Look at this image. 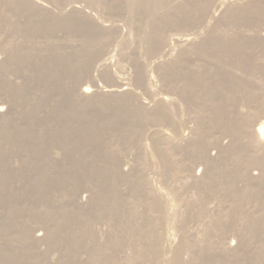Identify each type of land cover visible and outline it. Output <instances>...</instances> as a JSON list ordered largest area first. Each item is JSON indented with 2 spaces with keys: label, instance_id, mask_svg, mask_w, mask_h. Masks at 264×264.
<instances>
[{
  "label": "bare ground",
  "instance_id": "obj_1",
  "mask_svg": "<svg viewBox=\"0 0 264 264\" xmlns=\"http://www.w3.org/2000/svg\"><path fill=\"white\" fill-rule=\"evenodd\" d=\"M43 1H41V0H0V48H1L0 51H2L1 52L2 58H0V138H2V136L3 137H5V136L9 137V139H11L12 137L14 138V134L12 133V130H14V128L19 130V132L17 131V133H20V130L22 131V129H24L23 130V137H22L24 140L30 138L29 133L31 131L28 132L27 130H32V131L38 130L39 131L38 134L36 131V136H35L36 139L42 135L40 132L41 130L46 131V133H45L46 138L52 139L47 134L54 136V138L57 137V139H59V137H67L68 138V136H69L68 134H71V133H67V131L62 130V123L67 121V119H66L67 117L71 118L72 116H75V117L76 116L77 117L82 116L83 117L82 119H84L85 116L87 115L86 107H88L90 109L94 108V107H98V106L104 107L108 103H112V102H114L115 104L121 103L125 107L127 105L128 106H130V105L134 106L135 108H134L133 113H134L135 117L138 119H141L143 122L141 124V126L138 127L137 131L135 132L136 135L133 136L134 140H136V143L138 144V148H139L138 149L139 152L136 155V157H138L137 159H139V161L137 160L138 161V166L136 168L137 170L134 169L136 164H134V167H133V169L135 170V173L132 172V169L131 170H129V169L125 170V167H123V165H122L123 163H121L120 166L117 165L118 166L117 167L118 170H117V169H115L116 167H115L114 161H113L112 167L116 171H119L118 172L119 177H122V176H133V177H135L134 178L135 185H133V186H135L136 189L141 190V193L143 191L144 194L142 193V195L144 196V198L146 200V202H145L146 208L153 207V210H155V211H158L161 208L165 211V214L162 213V214H157L155 216L153 215V218L150 219V223H149L151 228L153 226L160 224V223H163L164 224L163 226H165L164 227L165 232L162 230L164 233V237L161 238V235H160L161 234L160 233L161 227H159L160 228L159 231H157L156 228H153V230L149 229V230H152V234H154L153 235L154 239L153 240L150 239V241H152L151 242L152 244L142 246V245H139L138 243H136L134 241L135 242L134 244L132 243L131 246L128 245V247L130 246L128 248L130 251L127 253L125 252V254L123 256L124 257L123 264H194V262L196 260V255L199 254L198 252L202 249L204 250V247H203L204 245L203 244H202L203 246L201 245L200 239L202 238L204 240L203 243H207V242H205V239L208 240V238H205L206 237L205 236L204 237L205 239H204L203 238V236L205 235L204 234L202 237L200 236L201 238L199 239L198 233L200 232V228L195 227V228H197V229L199 228V229L196 230L194 228L196 231L195 232L196 234L193 235L194 238L190 237V238H193V240L195 241L194 242L195 245L193 244L196 247L195 248L192 245H189L190 243H188L186 241L185 235L184 236L181 235L179 237L178 236L176 237L175 234L172 233V231H171L172 229L171 230L168 229V228H171L175 224L174 220H175L176 213L179 215L178 216L179 218L177 220L179 222V220L182 221V218L185 217L184 213L187 210L182 212L184 217L181 218L180 217V213H181L180 211H182L184 209L179 210V208H178L179 206L178 207H177V205L175 206L172 203L173 201H171V199H170V198H174L173 195L176 193V191L173 192L174 194L172 192H170V193H172V196H173V197H170L168 194L169 192L168 193L165 192V191H167V190H165L166 186L163 189L161 184H160L161 185L160 186L158 182H157L158 185L155 183V180H157V181L163 180V178H164V180L167 181L166 183L169 184L170 188L174 187L172 189H174V190L176 189L177 191L184 192V194H185V192L190 194L192 192L190 190H192L195 187V185H197V187H198V185L202 186L204 183L205 184L206 183L208 184V182L210 183L211 177L213 176L214 167H213V165H210L211 161H209V160H211L212 157L216 158L220 155L224 156L230 152L231 153L233 152L232 154H234V147L235 146L233 147L232 143H234V145H235L236 141H234V142H232V141L235 138H237V137H235V138L233 137L234 134H235V136H237L236 133L234 132L236 130L233 131L234 134L230 131V133H232V136L230 138L228 136H227L228 138L225 136L227 139H231V142H230V140L227 142L223 141L225 138V137L224 138L221 137V136H223V133L219 132L221 134V136H220L221 138L216 136V131L214 132L213 129H215L217 126H215L212 122H209L208 117H207V120H205V118L203 119L204 115H202V117L199 118L198 115L195 114V113H198L197 111L199 109V106H196V105L201 104V101H200V103L197 102L198 104H194L195 105L194 107L195 108L198 107V109L193 108L192 111L194 113L192 111H190L189 113H187V118H184L182 116L183 112L182 113L180 112L181 115L176 116V114H177L176 112L181 108V107L179 108V104L181 102L179 103L177 101L178 98L176 99L175 97H171L172 95L169 96L168 93L166 95H160V96L155 95L157 97L151 98L152 100L150 99L151 100V103H150V100L145 101L143 96H141V93L138 92V90L136 91V89L139 87V88H142L148 94L149 93L151 94V92L155 94V92H153V88L157 85L156 83H158V82L155 81L154 78L157 77V79H158V77H159L160 81H162V83L159 82V84H160L159 86H161V84H163V86L165 88L174 90L175 93L179 92V94L181 93L182 96L184 95L183 97H185V98L187 96H190L191 98H193L195 96L200 95V92L202 93V91L204 92V90H206L208 88L206 86H208L207 82H208L209 78L210 79L212 78V80L213 79L216 80V78H218L220 76L218 74V73H221V72H218V70H220V69L224 70V73H222V74H224V76L226 74L228 79L234 78V77L235 78L241 77L242 74L239 73L235 68L236 67L235 65H237V64H235V65L233 64L235 66L234 67L235 69H234L232 64L225 63L224 61H229L230 59H228V57L232 56L231 54L233 52H235L237 49L240 50L239 49L240 47L245 48L248 46L250 47V45H253V46L258 45L260 47L264 46V23L262 24L261 22H259L263 17L260 16L261 17L260 20L255 19V21H253L255 23L251 27H242L240 25L233 24L237 19H239L243 16L241 14V11L243 10L244 5L247 4L246 3L247 0H241V1H234V0H178L177 2L174 0H165L163 3H159V4L155 3L153 0H87V2L89 1L90 4L93 7H95L96 9L98 7L103 9L104 10V12L102 11L103 14L106 13L109 16V18L105 14L104 15L107 18H104L105 17L104 15H103L104 17L103 16L101 17L102 13L99 14L100 12L99 13L96 11L93 12L91 8L90 9L83 8L84 3L82 5L83 6L82 7V6L75 4L76 2L75 3L72 2V3L67 4V2H65L67 0H65L64 2L67 4V7L65 9H63L62 7L57 9L55 6H59V5L56 4L57 1L55 0L56 1V2H54L55 4L54 3H52V4L55 5L54 8H56V9H52L51 6L49 7L48 5H46V2L44 3ZM46 1L48 4V0H46ZM81 1H83V0H81ZM259 1H261V0H259ZM62 2H63V0H62ZM248 2L250 5V1H248ZM252 2H255V1H252ZM49 3H50V1H49ZM88 5H89V3H88ZM245 6H248V4ZM254 7H253V11L255 10ZM99 8H98V10H99ZM260 8H258V9H260ZM256 11H254V13ZM117 15H122V17L125 19L124 21H126L127 26H128V28H127L128 32H127V30H126V32L128 35H129V32L130 33L133 32L135 35V41L132 40L133 42H130L131 40L129 41L127 34L123 33L124 31H122L123 26H120L118 23H116V21H118V20L121 21L120 17L118 16L119 17L118 18ZM261 15H263V14H261ZM111 16H115L118 19L115 21V19H112ZM190 23H195V25H197L194 30H192V31L190 30L191 31L190 33H188V30H185V32L183 31L185 34H182V35H180L178 33H177L178 35L176 33H173L174 30L176 31V27L178 28L177 32H180L179 28H181V27H178V26H184L185 29L186 28L189 29ZM187 24L189 27H186ZM192 26H194V25H192ZM184 27L181 29L184 30ZM190 29H193V27H191ZM132 39H133V37H132ZM113 47L119 48V49H117L118 51L121 52L120 53L121 56L120 55L119 56L122 57L128 63V65L130 64L131 68L133 69V73L132 74L128 73L129 76L127 75L129 78L126 76V71L124 72L122 70V69H124V66H123V68H121L122 66L120 67L122 74L118 75V74H116L117 72L115 73L114 71H112L113 68L111 69V63H112V65H114L113 64L114 62H112V59H111V58H113L112 57ZM213 49H216V51L214 50V54L212 53ZM261 52H260V54H261ZM146 55L148 57H153L154 59L152 58L153 59L152 61H147L145 59L147 57ZM251 55H253V54H251ZM160 58H162V59H160ZM239 58H240V56L238 57V60H240ZM232 59H233V57H232ZM243 59H244V56H243ZM258 60H260V59H258ZM250 61L251 60H249V62ZM121 63H123V61ZM121 63H118L119 66ZM243 63H245V62H243ZM116 64L114 65L115 68H116ZM215 64L217 66L219 65V67H217ZM153 67H155V70ZM214 67H215V69H216V67H217V69L218 68H220V69H218V70L216 69L217 70L216 71V70H213ZM251 67H253V66H251ZM120 68H116V69H119L117 71L120 72ZM182 68L183 69L185 68L184 69L185 71ZM152 69L154 70V75L156 72L157 76L153 75ZM252 69L250 71H252ZM92 70L93 71L96 70L97 73L99 71L102 77L108 79V81L105 80V82L110 81V83L106 84L105 86H101V84H99V82L93 76L94 74H92L93 73ZM180 70H181V72H183V71L185 72L184 75L190 74V75H192L191 77H193L194 80L196 79L197 82H194L193 84L189 83L190 85H192V87L190 86L191 90H189V89L186 90L185 88L187 86L181 87L183 85V84H181L182 82L179 83V84H181L180 86L179 85L176 86V84H171V81L173 80V82H174L175 81L174 78L177 77L179 74H181ZM19 71H22L23 73H21V72L19 73ZM35 73H37L39 75H44V76H42V77H44V80H42L43 82L40 81L41 82L40 86L37 84L39 82L38 79H37L38 82L36 81L37 83L33 84L31 78L28 77L30 75L32 77L33 76L32 74H35ZM246 73L251 74V72L250 73L246 72ZM61 74H65L64 76H66V78H67L66 83H63L64 81L61 83H59L60 81L57 82V80H59V78H57V76H59ZM72 75L74 76V78H73L74 81L73 82L71 81V83H68V80H71L70 77ZM131 75L133 76V83L131 82L132 81L131 80L132 77L130 78ZM184 75H183V77H184ZM38 76H36V77H38ZM61 76H60V78H61ZM95 76H96V74H95ZM246 76H245V78H246ZM252 76H251V78H252ZM183 77H181V78H183ZM187 77H189V75ZM193 78H190V79H193ZM243 78H244V76H243ZM243 78H241V80ZM64 80L66 81V79H64ZM187 80L188 79H186V81ZM212 80H210L211 82L209 81L208 83L212 84L213 83ZM253 80H255V79H253ZM180 81L181 80H179V82ZM182 81H183V79H182ZM229 81H230V79H229ZM248 81L250 82V80H248ZM187 82H189V81H187ZM55 83L62 86V91L64 93V96L60 95V98H59L57 96V94L55 95V93H54V95H53L52 93H50V91L53 90V88H51V86L52 87L57 86ZM186 83H184V84H186ZM217 83H218V80H217ZM238 83H240V82L238 81ZM132 84L134 85V87H132ZM212 85H211V88L213 89ZM216 85H218V84H216ZM175 86H176L177 90H175ZM218 86H216V89ZM179 87L181 88V90H179ZM209 87H210V85H209ZM220 87H221V82H220ZM168 89H166V90L169 91ZM219 89L221 90L222 88H219ZM208 90L211 91V89H208ZM208 90L205 91V93L207 95L210 93V92L208 93ZM214 90L215 89H213V91ZM223 90L224 89H222V91ZM186 91H187V94H186ZM170 93L171 92L169 91V94ZM205 93L201 94V96L202 95H203V97L206 96ZM144 94H142V95H144ZM164 94H165V92H164ZM171 94H173V93H171ZM215 94H216V92H215ZM220 94H222V93H220ZM145 96H148V95H145ZM152 96H150V97H152ZM4 97L6 100L2 99ZM187 98H186V101H187ZM204 98H206L210 102V106L206 105V106H209V109H212V108L215 109L216 108V107L214 108V106H217L216 103L211 102L212 100H210V99H213L212 97H210V99H208L209 97H207V96ZM179 99H182V98L179 97ZM201 99L203 101V98H201ZM206 99H204V100L206 101ZM195 100H197V99H195ZM198 100H200V99H198ZM63 101H65L66 103L61 104V102H63ZM183 101H182V104L185 103V101L184 102ZM192 101L193 100L191 99V102ZM205 101H204V105L206 104ZM193 103L194 102H192V104ZM195 103H196V101H195ZM3 104H4V106H3ZM21 104H22V106H20ZM23 104H24V106H23ZM201 107H202V105H201ZM236 108H237V110L235 112H237L238 114L236 113L234 116L237 115V118L241 117L242 118L241 120H243V122L241 123L242 127L240 126V128H242V134L240 133L239 137L241 136L240 140L242 141V145L244 142V144L247 147H249L250 154L247 156L248 157V159H247L248 163L255 165L257 160H258L259 154L262 152V150H264V111L257 114L256 116L255 115L250 116V114H249V116H246L248 114L245 113L243 110H241V105L240 106L238 105ZM16 110H19L18 114L15 113ZM216 110H217V108L214 111H216ZM188 111H189V109H188ZM232 112H234V111H232ZM191 113H193V114H191ZM15 114L17 116L19 115L18 117L21 119H19L18 121H15V119H16ZM23 114H25V115L22 116ZM228 114H230V113H228ZM62 115L65 116L66 118L64 117L62 119ZM252 115H253V113H252ZM199 116H201V114ZM220 116H221V114H220ZM226 116H228V115H226ZM23 117H25V118L22 119ZM36 119H39L38 122L36 121L37 123L34 122ZM71 120H73V119L71 118L69 121L66 122V124H69V123L72 124ZM221 120H222V118H221ZM80 121H78V122H80ZM144 121H146V122L147 121H153L152 124L155 125V127L153 129L150 128L151 130H149V131L143 132V129H142V128H144L143 126H149V125L145 124ZM237 121H239V119ZM84 122H86V121H84ZM87 122H89V121H87ZM229 122H231L230 118H229ZM76 123H74L75 124L74 126H73V124L71 125L74 128H70V130H74V129L79 128V127H77ZM81 123L84 124L83 122H81ZM89 123L91 125L92 122H89ZM216 125H218V122ZM36 126H37V128H36ZM87 126H88V124H87ZM231 126L232 125H230L229 127H231ZM90 128H92V127H90ZM63 129H65V128L63 127ZM232 129H234V126ZM236 129H239V128H236ZM185 131H187V132H185ZM219 131H221V130H219ZM239 131H240V129H239ZM68 132H70L69 129H68ZM33 134H35V133L33 132ZM232 137H233V140H232ZM41 138H44V136L40 137V139ZM215 138L216 139L219 138V140L215 141ZM20 139H21V137H20ZM57 139H55V140H57ZM35 141H37V140H35ZM150 146L152 148V150H151L152 152L150 151V149H151ZM148 148H149V150H148ZM212 149L216 150V151L212 152ZM51 150H52V148H51ZM51 150L49 152H51ZM185 151L187 153L192 152L193 155L197 152L196 155H194V156L196 158L199 157V159H201L199 161L202 162V163L198 162V164L202 165V167L200 166L201 168H198V169H200V171L198 170L199 171L198 173L195 172V168L197 167L198 164L194 163V161H193L194 158H192L193 160L192 159L190 160V158H189L188 159L189 163H187L188 161L184 160V156L182 157V155L184 154ZM251 151H253V153H251ZM263 153H264V151H263ZM188 155L189 154H187V158H188ZM193 155H191V156L194 157ZM149 156H155V157H149ZM156 158H157V160H156ZM209 158H211V159H209ZM82 159H83V157H82ZM118 160H120V159H118ZM195 160H197V159H195ZM120 161H118V162L120 163ZM130 161H131V159H130ZM192 161H193V164L191 163ZM89 162H88L89 164L92 163L90 160H89ZM118 162L116 164H119ZM125 162H126V160H125ZM135 162L136 161H133L131 163H135ZM208 162H210V163H208ZM59 164H62V163L60 162ZM85 164H86V162H85ZM49 166L51 167V164ZM90 168H91V165H89V169ZM65 172H67V171H65ZM150 173H152L153 175H149ZM47 175H49L48 172H47ZM154 176H156V177H154ZM70 177H68V178H70ZM72 177H73V175H72ZM250 177H252V180L258 179V175H257V173L255 174L254 171H253V173H252V171H250ZM127 178H125V179L128 180ZM75 180H76V178H75ZM164 180H163V182H164ZM64 181H66V180H64ZM126 182H128V181H126ZM64 183L66 184V182H64ZM120 183H121L120 185H122V184L124 185V183L122 181ZM163 185H165V184H163ZM72 186L74 188V185H72ZM94 186H96V185L93 184L92 187L94 188ZM126 186H124V187L126 188ZM133 186H132V189L135 188ZM169 186L167 185V187H169ZM201 186H199V188ZM206 186L208 187L210 185L209 184L205 185L204 190L207 189ZM116 187H119V185ZM129 187H131V186H129ZM167 187H166V189H168ZM90 188H88V189H90ZM125 188H123V190ZM199 188H198V190H199ZM125 190H127V188ZM168 190H170V189H168ZM200 190H199L200 193L204 191L203 189H202L203 191H200ZM209 191L210 190H208L207 195L210 193ZM88 192H90V191H88ZM92 193L93 192L89 193L88 197L89 198L94 197V198H92V200L96 199L97 197L90 195ZM86 194L85 195L82 194V197H80V199H78L79 203L87 202V200L85 201V199L83 198L84 196H87ZM94 194H92V195H94ZM180 194L182 195V193H180ZM189 194H187L189 196V198H192V195H189ZM69 195H71V194H69ZM187 195H185V196H187ZM127 197H128V195H127ZM183 197H184V195H183ZM211 197H210V199H213ZM219 197H218V199H219ZM177 198H175V203H177V201H176ZM185 198L186 197H184V199ZM205 198H203V199H205ZM208 198H209V196H208ZM186 199H188V197ZM203 199L201 198V200H203ZM210 199H208V202L210 201ZM216 200H217V198H216ZM78 202H77V204H78ZM130 202H133V201H130ZM220 202H225V201L221 200ZM185 203H186V201H185ZM90 204H91V202H90ZM203 204H205V202ZM210 204H212V203H210ZM225 204H228V203L225 202ZM225 204L221 203V205H219V204L217 205V208L214 207L215 212L216 211L218 212V210L221 209L220 206H225ZM132 205H134V204H132ZM173 205L176 207V210H175V208H173ZM180 205H182V204H180ZM187 205H189V204H187ZM130 207H131V205H130ZM182 207H184V206H182ZM180 208H181V206H180ZM211 208H213V207H211ZM149 209H151V208H149ZM187 209H188V207H187ZM80 210H81V208H80ZM77 211H79V210H77ZM213 211H214V209L212 210V212ZM126 212H128V211H126ZM133 212L135 213L137 211H133ZM73 213H75V211ZM88 213H89V211L81 212V222L83 224L85 223V219H86L85 216L88 215ZM147 213H148V211H147ZM189 213H191L190 210H189ZM152 214H155V213H152ZM192 217H194V216H192ZM184 219L189 220L188 218L187 219L184 218ZM193 219H195V218H193ZM71 221H72V219H71ZM129 221H130V219H129ZM197 221H194V222L196 223ZM131 222H133L132 219H131ZM186 222H188V221H186ZM182 223H181V225H182ZM189 223H191V222H189ZM189 223H188V226H186V229H187V227H189ZM68 224H69V222H68ZM129 224H132V223H129ZM184 224H185V222H184ZM184 224H183V227L180 225L182 227V229L184 228ZM194 225L196 226V224H194ZM199 225L200 226L205 225L206 229H204V230H206L207 232H209V230L211 232V229L217 230L215 227L214 228H213V226L211 227L212 222L210 223V221L208 222V220H206L205 222L203 221V223L198 224V226ZM161 226H162V224H161ZM180 226L178 225L177 227H180ZM236 228L237 229H235V227H234V229L231 228L233 230L226 231L225 234L223 233L224 236H223V234L222 235L215 234L216 235L215 237L210 236L211 238H209L210 240L207 244L210 247V249H212V250L214 249L213 252H215V253L220 252L222 255H224V257H228L229 261H231V262H228L229 264H239L238 260H236V258L238 256V252H239L242 244L246 240L245 238H247V236L244 235L245 230L243 231L244 232V234H243L242 230H240L241 227L236 226ZM188 230H189V228H188ZM201 230L203 231V229H201ZM190 231H192V229ZM35 232L38 233V231H36V230H35ZM210 232H209V234H210ZM227 232H229V233H227ZM185 233H188V232H185ZM203 233H205V231H203ZM52 234H53L52 228L50 226H47V229L45 232V239H50ZM62 234H64L63 231H62ZM152 234L150 233V235H152ZM183 234H184V232H183ZM26 235H27V232H26ZM33 235L35 236V234H33ZM39 235H41V234L40 233L36 234V236H38V237H39ZM68 235H69V233H68ZM206 235H208V233ZM71 237H74V236L72 235ZM34 239H37V238H34ZM43 239H44V237H43ZM70 242H72V241H70ZM132 242H133V240H132ZM71 244H73V243H71ZM68 247H70V246H68ZM78 247L80 248V246H78ZM66 248L67 247H65L64 251H67V253H68L67 259L68 258L71 259L70 257L72 256V254H73L72 252H74L73 249L75 247L71 248V249L70 248L66 249ZM63 249H64V247H63ZM189 249L191 251L195 250V252L198 254L194 255V253L189 251ZM196 249L198 252L196 251ZM205 249H207V247ZM210 249L209 250L207 249V250L210 251ZM78 250H80V249H78ZM118 255H120V254H118ZM199 255H202V254H199ZM210 255L211 254L209 253L208 257H210ZM213 255H214V253H213ZM219 255L220 254L218 253V256ZM78 256H80V255H78ZM81 256H82V254H81ZM82 257L84 258V255ZM230 257H232V258L230 259ZM71 262L72 261H70V262L67 261L66 264H71ZM74 262H76V261H74ZM119 262H120V260H119ZM61 264H65V263H63L61 261Z\"/></svg>",
  "mask_w": 264,
  "mask_h": 264
},
{
  "label": "rangeland",
  "instance_id": "obj_2",
  "mask_svg": "<svg viewBox=\"0 0 264 264\" xmlns=\"http://www.w3.org/2000/svg\"><path fill=\"white\" fill-rule=\"evenodd\" d=\"M41 1H43V0H41ZM49 1H50V3H49ZM56 1L55 0H52V1L48 0V4H47L46 0H44L43 2L44 3L46 2V5H48L49 7L51 6L52 9H56V8L58 9L61 7L63 9H65L67 7V4L72 3V2L73 3L76 2L75 4H77L79 6H82L84 3V5H83L84 7L82 6L83 8H85V9L91 8L93 12L96 11L98 13L100 12L99 14L102 13L101 17L105 14L109 18V16L106 13L103 14V12H104L103 9H101L99 7H98L99 10H98V8L96 9L95 7H93L90 4L89 1L87 2V0H83V1H81V0L80 1L79 0H72V1L71 0H67V1L63 0V2L65 1V2H67V4L65 2L63 3L62 0H56ZM153 1L157 4H159V3H163L165 0H153ZM174 1L177 2L178 0H174ZM234 1H241V0H234ZM248 1H250V5H249ZM252 1H255V2H252ZM54 2H56V4H58L59 6H55ZM52 3H54V4H52ZM88 3L90 6L88 5ZM246 3L248 4V6H245V5H247V4H245L243 10L241 11V14L243 16L241 18L237 19L233 24L240 25L242 27H251L255 23V22H253V21H255V19H257V20L261 19L260 16L263 17L262 18L263 20L261 19L259 22H261L263 24L264 23V0H261V1H259V0H257V1L256 0H247ZM54 6L56 8H54ZM252 6L256 7V8L254 7V9H255L254 11L257 10L255 12L256 14L254 13ZM258 8H260V9H258ZM261 14H263V15H261ZM106 16L104 18H107ZM115 16H111V18L115 19V21H116L120 17L122 22L120 20H118V21H116V23H118L120 26H123L122 31H124L123 33L127 34L128 26H127L126 21H124L125 19L122 17V15H117V17L119 16L118 18ZM192 25H194V26H192ZM189 26H188V24L186 25V27H189V29L188 28L185 29L184 26H178L181 28L184 27V30L179 28L180 32H177L178 28L176 27V31L174 30L175 32L173 31V33H176V34L178 33V34L182 35V34H185L184 33L185 30H188V33H190L192 30L195 29V27L197 25H195V23H190ZM191 27H193V29H190ZM126 30H127V32H126ZM132 33L133 32H131V33L129 32L130 36L127 34L129 41L131 40L130 42L135 41V35H134V33L133 34ZM131 36L133 37V39ZM117 49H119V48L113 47V52H112L113 58H111L112 62H114L113 64L115 65L116 63L118 64V63H121L123 61V63H121L120 66H119V64L118 65L116 64V68H120L121 66H122L121 68H123V66H124L125 70L124 69H122V70L124 72L126 71V76L127 75L129 76L128 73L132 74L133 69L131 68L130 64L128 65V63L122 57H120L121 52L118 51ZM239 49L241 51L237 49L235 52H233L231 54L232 56L228 57V59H230V60L224 61V62L232 64L233 68L236 66L235 67L236 70L239 73H241L242 76L237 77V78H235V77L229 78L230 79V81H229L227 75L225 74V76H224V74H222V73H224V70H222L220 68H218V69H220V70H218L217 67H219V65L217 66L215 64L217 66L216 69L218 70V72H221V73H218L220 76L217 74L219 76L218 78L220 80L218 78H216V80L213 79L216 82L215 83L212 80V78L208 79V82L210 80H212V82H213L212 83L213 85L211 83L207 82L208 86H206V87H208V88L206 90L211 89V91L208 90V93L210 92L208 95L205 93L206 90H204V92L203 91H202V93L200 92V95L193 97L194 99L191 98L190 96H187L188 98L186 97L187 98V101H186V98L183 97L184 95L182 96L181 93L180 94H179V92L175 93L174 90L165 88L163 86V84H161L162 87L159 86L160 85L159 82L162 83V81H160L159 77H158V79H157V77H155L156 79L154 78V80L158 82V83H156L157 84L155 86L156 88L155 87L153 88V92H155V94L152 92H151V94L150 93L148 94L142 88H139V87L137 89L135 88L136 91L138 90V92L141 93V96H143L145 101H148L153 97L156 98L157 96H160V95H166L167 93L169 96L172 95L171 97H175L176 99L177 98L179 99V97H181L182 99H179L180 101L177 99V101L179 103L181 102L179 104V108L180 107L181 108L176 112L177 113L176 116L181 115V113L183 112L182 116L184 118H187V113L192 111L193 108L198 109V107H196V108L194 107L195 106L194 104H198L197 102L200 103V101H201V104L196 105V106H199L200 110L199 109H198V111L196 110L198 113H195V114H197L199 118L202 117V115H204L203 119L205 118V120H207V117H208V121L212 122L215 126H217L215 129H213L214 132L216 131V136L220 137L221 136L220 133H223V136H221V137L224 138L225 136L226 137L228 136L230 138L232 136L233 131L234 130L237 131V132L234 131L237 136H235V134L233 133L234 134L233 137L234 138L237 137V138H235L233 140V137H232V140H233L232 142L236 141L235 143L237 144V145L236 144L234 145V143H232L233 147L234 146L236 147V148L234 147V154H232L233 152L232 153L230 152L224 156L220 155L216 158L215 157H212V159L209 158V159H211V160H209V161H211V163L210 162H208V163H210V165H213L214 172H213V176L211 177V182H210L211 184L208 182V184L210 186H208V187L206 186V188H207L206 190H204L205 185H208V184L204 183L203 184L204 186L198 185V187H197V185H195V187L192 190H190V191H192L190 194L186 193V192L184 194V192H180V191H177L176 189L175 190L172 189L174 187L170 188L169 184L166 183L167 181L164 180V178H163L164 182H163V180H158V181L155 180V183L157 185H158V183H159V185L161 184L163 189L165 186L166 187H167V185L169 186L167 188L170 190L166 189V187H165V190H167V191H165V190L164 191L167 193L169 192L168 194L170 197L174 196V198H170V199H171V201H173L172 203L175 206L176 205H177V207L179 206L178 207L179 210L184 209V210L180 211L181 212L180 213L181 218L184 217L182 212L187 210L184 213V215H185L184 218H186V219L188 218L189 220H185L184 218H182V221L179 220V222H178L177 220L179 218L178 217L179 215L176 213L175 220H174L175 226L173 225L172 226L173 228L171 227L168 229L169 230L172 229L171 231H172V233L175 234L176 237L177 236L179 237L181 235H183V236L185 235L186 241L188 243H190L189 245H192L193 247H195L194 246L195 241L193 240V238H194L193 235L196 234L195 229L198 230L200 228V232L198 233L199 239L204 234L205 235L203 236V238L205 236H206L205 238H208V240L204 238L205 242H207V243H203L204 240L202 238L200 239L201 245L202 244L204 245V246L202 245L204 247V250L202 249V250H200L201 252L200 251L198 252L196 249V251L202 255H199L198 253H196L195 250L191 251L189 249V251L193 252L194 255H196V254L199 255V256L196 255V260H195L194 264H229L228 262H231V261H229L228 257H224V255H222L220 252H216V253L213 252L214 249L213 250L210 249V247L207 244L210 240L209 238H211L213 236L215 237L216 236L215 234H218V235H222L223 233L225 234L226 231L233 230L234 227H235V229H237L236 226L241 227L242 229L240 228V230H242V232L245 230L244 231L245 234H244V232H243V234L245 236H247V238H245L246 240L242 244V246L238 252V256L236 258V260H238V263L239 264H264V153H263L264 150H262V152L259 154L258 160H257L255 165L248 163V161H247L248 157L247 156L250 154L249 147H247L244 144V142L242 145V141L240 140L241 136L239 137L240 133L242 134V128H240V126L242 125L241 123L243 122V120H241L242 119L241 117L237 118V115L234 116L237 113L235 111L237 110L236 107L238 105L239 106L241 105V110H243L245 113L248 114L246 116H249V114H250V116H254V115L256 116L257 114L264 111V46L260 47L258 45H254V46L250 45V47L249 46L245 47V48L240 47ZM214 50L216 51V49H213V51H212L213 54H214ZM1 52L2 51H0V56H1L0 58H2ZM260 52H261V54H260ZM251 54H253V55H251ZM239 56H240V58H239L240 60H238ZM243 56H244V59H243ZM232 57H233V59H232ZM152 58L153 57L147 56L145 59L147 61H152L154 59V58L153 59ZM160 59H162V58H160ZM248 59L251 61L249 62ZM258 59H260V60H258ZM243 62H245V63H243ZM233 64L234 65L237 64V65L234 66ZM114 65H112V63H111V69L113 68L112 71H114L115 73L117 72L116 74H118V75L122 74L121 68H120V72H119V71H117L119 69H116ZM251 66H253V67H251ZM153 68L155 70V67H153ZM250 68L251 69L253 68L252 71H250L251 70ZM216 69L214 67L213 70H216ZM154 70L152 69L153 75H154ZM181 70H180V72H181ZM20 72L23 73L22 71H19V73ZM92 72H93L92 74H94L93 76L96 78V80L99 82V84H101V86H105L106 84L110 83V81L107 82L108 79L101 76L99 71L97 73L96 70H94V71L92 70ZM183 72H181V74H179L177 77H175L174 78L175 81L173 82V80H172L171 84H176V86L177 85L180 86L181 84H183L181 87L187 86L185 89L191 90L190 86L192 87V85H190L189 83L193 84L194 82H197V81H196V79L194 80V78L191 77L192 75L188 74L189 77H187L188 75L187 74L184 75L185 72L184 73ZM246 72H249V73L251 72V74L253 76L251 74L246 73ZM36 74L37 73L32 74L33 75L32 77L29 74L30 76H28V77L31 78L33 84L37 83L39 80V82L37 84L40 86L41 82H43L42 80H44V77H42L44 75H39V74L36 75ZM95 74H96V76H95ZM35 75L36 76L39 75L38 77L40 79L38 77H36ZM61 75L57 76V78H59V80H57V82L60 81L59 83H61L64 81L63 83H66L67 78H66V76H64L65 74H61ZM183 75H184V77H183ZM60 76H61V78H60ZM154 76H157L156 72H155ZM243 76H244V78H243ZM245 76L247 79L245 78ZM251 76H252V78L254 77L253 79H255V80H253L251 78ZM71 77H70L71 80H68V83H71V81L72 82L74 81V79H73L74 76L72 75ZM181 77H183V78H181ZM130 78L132 80L131 82L133 83V76L131 75ZM190 78H193V79H190ZM241 78H243V79L241 80ZM64 79H66V81ZM182 79H183V81H182ZM186 79H188L187 81H189V82H187ZM105 80H107V81L105 82ZM179 80H181V81L179 82ZM217 80H218V83H217ZM248 80H250V82ZM238 81L241 84L238 83ZM220 82H221V87H220ZM179 83H181V84H179ZM184 83H186V84H184ZM216 84H218L219 86ZM56 85L57 86H55V87L51 86V88H53V90L50 91V93H52L53 95L55 93V95L57 94V96L60 98V95L64 96V93L62 91V86H60L58 84H56ZM209 85H210V87H209ZM211 85H212L213 89H215L216 91L215 90L213 91V89L211 88ZM215 85L218 86L219 88L224 89L223 90L224 92L222 91V89L220 90L218 87L216 89ZM176 86H175V90H177ZM132 87H134L133 84H132ZM166 89H168L173 94H171V93L169 94V91H167ZM179 90H181L180 87H179ZM164 92H165V94H164ZM215 92H216V94H215ZM203 93H205V95L207 97H209L208 99H210V97L213 98L210 100H212L211 102L216 103L217 106H214V108L215 107L217 108L216 111H214L216 108L215 109H213V108L209 109L210 102L206 98H204L206 96H204V97H203V95L201 96V94H203ZM220 93H222V94H220ZM142 94H144V95H142ZM186 94H187V91H186ZM145 95H148V96H145ZM155 95H157V96H155ZM150 96H152V97H150ZM199 96L201 98H203V101ZM2 99H5V97ZM191 99L193 100L192 102H194L193 104L191 102ZM195 99H197V100L200 99V100L197 101ZM204 99H206V101ZM151 100H150V103H151ZM183 100L185 101V103L182 104ZM194 100L196 101V103ZM204 101L206 103L205 105H204ZM64 103H66V102L65 101L61 102V104H64ZM201 105H202V107H201ZM206 105H209V106H206ZM3 106H4V104H3ZM20 106H22V104ZM23 106H24V104H23ZM130 106L127 105L125 107L121 103L115 104L114 102H112V103H108L104 107L98 106V107H94L91 109L86 107L87 115L85 116L84 119H82L83 118L82 116H78V117L72 116L71 117L75 121L74 122L73 120H71L73 126L75 125L74 123L77 122L76 125H77V127H79L77 129H74V130H70V128H74L71 126L72 124H70V123H69L70 125L66 124V122L69 121L71 118L70 117L66 118L65 116L62 115V119L64 117L67 119L66 122L62 123V130L67 131V133H71V134H68L69 136L67 135L68 138L67 137H59V139H57V137L54 138V136H51L50 134H47V135L49 137H51L52 139L46 138V134H45L46 131L41 130L40 132L42 135L40 137L44 136V138L40 139V137H39L36 139V137H35L36 131H37V134L39 133V131L38 130H35V131L27 130L28 132L31 131L29 133L30 138L24 140L22 138L24 129H22V128H21L22 131L20 130V133H17V131L19 132V130L16 128H14V130H12V133L14 134V138L12 137L11 139H9V137H6V136L5 137L2 136V138H0V264H61V261L65 264L67 263V261L68 262L72 261L71 264H78V263L79 264H114L115 262H116L115 264H120L121 262H122L121 264H123V259H124L123 256H124L125 252L127 253L130 251L128 248L131 246L132 243L134 244L136 242L142 246L148 245V244L150 245V244H152L151 243L152 241H150V239L151 240L154 239V236H153L154 234H152L153 228H156L157 231H159L160 230L159 227H161V231L163 230L165 232V228H164L165 226H163L164 225L163 223H160L156 226H153L152 228L150 227V224H149L150 219L153 218V215L155 216L157 214H162V213L165 214V211L161 208H160L161 210L159 209L161 212L159 210L158 211L153 210V207H149L151 209L146 208L145 207L146 206L145 205L146 200H145L144 196L142 195L143 191L141 193V190H138V189H136L135 186H133V185H135V180H134L135 177H133V176L119 177L118 176L119 171L115 170V169L118 170L117 167L120 166L121 163H123L122 165H123V167H125V170L126 169L127 170L132 169V172L135 173L134 169H136L138 166L139 159H137L138 157H136V155L139 152V150H138L139 148H138V144L136 143V140H134L133 136L136 135L135 132L137 131L138 127L141 126V124L143 122L141 119H138L135 117V115L133 113L135 107L132 105H130ZM188 109H189V111H188ZM232 111H234V112H232ZM227 112L230 114H228ZM15 113L18 114L19 110H16ZM193 113H191V114H193ZM252 113H253V115H252ZM16 114H15V116H16L15 121H18L21 118H19L18 117L19 115L17 116ZM200 114H201V116H199ZM220 114H221V116H220ZM24 115L25 114H23L22 116H24ZM226 115H228V116H226ZM220 117L222 118V120ZM24 118L25 117H23L22 119H24ZM229 118H230L231 122H229ZM238 119L240 122L237 121ZM36 121L38 122L39 119H36L34 122L37 123ZM78 121H80V122H78ZM84 121H86V122H84ZM87 121L92 122L91 123L92 126ZM81 122H83L84 124H82ZM144 122H145V124H147L149 126H143L144 127V128H142L143 132L149 131L155 127V125L152 124L153 121H147V122L144 121ZM217 122H218L219 126L216 125ZM86 123L88 124V126L89 125L90 126L88 127ZM230 125H232V126L229 127ZM233 126H234V129H232ZM63 127L65 129H63ZM90 127H92V128H90ZM36 128H37V126H36ZM236 128H239L240 131H239V129H236ZM68 129L70 132H68ZM219 130H221L222 132ZM230 131L232 133H230ZM33 132L35 134H33ZM185 132H187V131H185ZM20 137H21V139H20ZM226 137L224 138L223 141L227 142L230 140V142H231V139H227L228 137L227 138ZM55 139H57V140H55ZM35 140H37V141H35ZM216 140H219V138L218 139L215 138V141ZM51 148H52V150H51ZM150 148H151V146H150ZM49 149L51 150V152H49L50 151ZM148 150H149V148H148ZM151 150H152V148L150 149V151ZM213 151H216V150L212 149V152ZM196 153L194 155H196ZM251 153H253V151H251ZM187 154L193 155V153L192 152L187 153L185 151L184 154L182 155V157L184 156V160L188 161L187 163H189V160H188L189 158H190V160L192 158H194V160L193 159L192 160L194 161L195 164H198V162L202 163L199 161V160H201V159H199V157L196 158L194 155H193L194 157H192L191 155L190 156L188 155V158H187ZM82 157H83V159H82ZM149 157H155V156H149ZM117 158L120 160L122 159V160L120 161ZM88 159L92 162L91 164H89L90 162ZM130 159H131V161H130ZM195 159H197V160H195ZM125 160H126V162H125ZM156 160H157V158H156ZM113 161L115 162L114 163L115 167H116L115 169H113V167H112ZM118 161H120V163ZM133 161H136V162L131 163ZM193 161L191 162L192 164H193ZM60 162L62 164H59ZM85 162H86V164H85ZM117 162L119 164H116ZM50 164H51V167L49 166ZM134 164H136L135 167H134ZM89 165H91L90 169H89ZM198 165L195 168V172H197V173L200 171V169H198V168L202 167L201 164H198ZM133 167H134V169H133ZM65 171H67V172H65ZM250 171H252V173L254 171L255 174L257 173L258 179L252 180V177H250ZM47 172L49 175H47ZM72 175H73V177H72ZM149 175H153V174L150 173ZM68 177H70V178H68ZM74 177L76 178V180ZM154 177H156V176H154ZM123 178L124 179L127 178L128 180H126V179L125 180L128 182H126ZM64 180H66V181H64ZM121 181L124 183V185L123 184L120 185ZM64 182H66V184ZM93 184L96 185V186H94V188L92 187ZM163 184H165V185H163ZM72 185H74V188ZM118 185H119V187H116ZM128 185L131 187H129ZM124 186H126L128 191L125 190L126 188ZM132 186L135 188L132 189ZM199 186H201V187L199 188ZM88 188H90L91 190ZM123 188H125V189L123 190ZM198 188H199V190L202 188L204 191L202 189L200 191H203L204 193L203 192L200 193ZM87 190L90 192H88ZM208 190H210L209 194L212 197L209 194L207 195ZM175 191H176V193L174 194L173 192H175ZM91 192H93L92 194L95 193L94 195H92V194H90V195L97 197L96 199L92 200V198H94V197H92V198L88 197L89 193H91ZM170 192H172L174 195L172 196V193H170ZM180 193H182V195ZM69 194H71V195H69ZM82 194L87 195V196L83 197L85 199V201L87 200V202H85V203H79L78 202V199H80V197H82ZM187 194L192 195V198H189V196ZM127 195H128V197H127ZM183 195L186 198L188 197V199H186V198L184 199ZM185 195H187V196H185ZM208 196H209V198H208ZM210 197L213 198L214 200L210 199ZM215 197L217 198V200ZM218 197H219V199H218ZM175 198H177L176 199L177 203H175ZM201 198L202 199L205 198V199L201 200ZM208 199H210L209 202H208ZM220 199L222 201H225L228 204H225V202H220L221 201ZM89 201L91 202V204ZM130 201H133L134 203L130 202ZM185 201H186V203H185ZM215 201L216 202L218 201L219 203L218 202L216 203ZM77 202H78V204H77ZM204 202H205V204H203ZM210 203H212V204H210ZM221 203L225 204V206H220L221 209H219L218 212L217 211L215 212L214 207L217 208V205L218 204L221 205ZM132 204H134V205H132ZM180 204H182V205H180ZM187 204H189V205H187ZM130 205H131V207H130ZM174 205H173V208H175V210H176V207ZM180 206H181V208H180ZM182 206H184V207H182ZM187 207L191 211V213H189V210L187 209ZM211 207H213V208H211ZM80 208H81V210H80ZM213 209H214V211L212 212ZM77 210H79V211H77ZM132 210L137 211V212L134 213ZM74 211L76 214L73 213ZM83 211H89L88 215L85 216L86 219H85L84 224L81 222V212H83ZM126 211H128L129 213ZM147 211L149 214L147 213ZM152 213H155V214H152ZM192 216H194V217H192ZM193 218H195V219H193ZM71 219H72V221H71ZM129 219H130V221H129ZM131 219L133 222H131ZM206 220H208V222L210 221V223L212 222L211 227L213 226V228L215 227L217 230H214V229L212 230L210 228L212 233L209 230V232H210V234H209V232L204 230V229H206L205 225L204 226H202V225L198 226V224H202L203 221L205 222ZM186 221H188V222H186ZM194 221H197V222L195 223ZM68 222H69V224H68ZM184 222L186 225L184 224ZM189 222H191V223H189ZM129 223H132V224L134 223V224L132 225ZM181 223H182V225H181ZM188 223H189V227H187V229H186V226H188ZM161 224H162V226H161ZM183 224H184V228L182 229ZM194 224H196V226ZM178 225L179 226L181 225L182 227L181 226L177 227ZM47 226H50L52 228V232H53L50 239H45V232H46ZM195 227H199V228L197 229ZM188 228H189V230H188ZM190 228L192 229V231L193 230L194 231L193 232L190 231L191 230ZM231 228H233V229H231ZM149 229H152V230H149ZM201 229H203V231H205V233H203V231ZM35 230L41 234V235H39V237L36 236V234H38V233H36ZM62 231L64 234H62ZM161 231H160V233H161L160 235H161V238H163L164 233H163V231L162 232ZM26 232H27V235H26ZM183 232H184V234H183ZM185 232H188V233H185ZM68 233H69V235H68ZM150 233L152 235H150ZM207 233H208V235H206ZM227 233H229V232H227ZM33 234H35L36 237ZM224 234H223V236H224ZM72 235L74 237H71ZM43 237H44V239H43ZM190 237H193V238H190ZM34 238H37V239H34ZM132 240H133V242H132ZM70 241H72V242H70ZM71 243H73V244H71ZM128 245H130V246L128 247ZM68 246H70V247H68ZM78 246H80V248ZM205 246L207 247L208 250L210 249V251L205 249L206 248ZM63 247H64V249H63ZM65 247L70 248V249L75 247L74 249L76 251L73 249L74 252H72L73 254L70 257L71 259H69V258L67 259L68 253H67V251H64ZM78 249H80V250H78ZM209 253L211 254L210 257H208ZM213 253H214V255H213ZM218 253L220 254L219 256H218ZM81 254H82V256L84 255V258L81 256ZM118 254H120V255H118ZM78 255H80V256H78ZM231 258L232 257H230V259ZM119 260H120V262H119ZM74 261H76L77 263Z\"/></svg>",
  "mask_w": 264,
  "mask_h": 264
}]
</instances>
